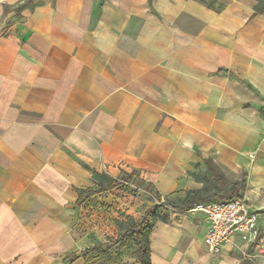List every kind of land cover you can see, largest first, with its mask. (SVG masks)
I'll use <instances>...</instances> for the list:
<instances>
[{"label":"crops","instance_id":"obj_1","mask_svg":"<svg viewBox=\"0 0 264 264\" xmlns=\"http://www.w3.org/2000/svg\"><path fill=\"white\" fill-rule=\"evenodd\" d=\"M110 1L102 10L100 0H0V264H86L85 250L116 240L115 219L132 199L126 203L117 186L81 192L77 203L80 191L96 188L92 170L116 178L137 169L158 194L170 195L194 145L260 138L263 119L247 105L260 95L247 86L227 80L215 124L202 103L209 85L228 79L215 75L218 69L246 75L252 68L255 87L264 90L260 41L212 39L233 28L209 27L196 44L188 26L144 16L143 2L152 0ZM217 1L224 6L215 12L175 2L191 13L173 20L215 21L235 12L252 19L247 31L264 27V14L245 13L255 0H239L244 12L227 7L235 0ZM131 9L136 15L116 16ZM153 47L156 63L147 65ZM199 73L214 81L199 80ZM224 116L245 126L242 137ZM250 177L249 187L258 185L255 168ZM180 211L190 219L152 228L151 264H245L233 246L245 243L238 235L208 253L204 214Z\"/></svg>","mask_w":264,"mask_h":264},{"label":"rangeland","instance_id":"obj_2","mask_svg":"<svg viewBox=\"0 0 264 264\" xmlns=\"http://www.w3.org/2000/svg\"><path fill=\"white\" fill-rule=\"evenodd\" d=\"M116 1V0H115ZM118 1V0H117ZM180 0H168L166 3L157 4V0H152L149 5L148 2H143V15L146 17L152 16L156 19H159L163 22L164 25H178L181 26L182 29H185L188 26V29L193 31L195 37V43L197 44V40L201 38L204 33L203 30L205 28H225L232 27L233 31H231L229 36H224L217 34L215 36H210L212 39H221L228 38L231 40L233 37H238L241 41H245L248 43V46L251 42V38L254 37L258 41H260V62H262V67L260 71V86L264 87V27L259 29L255 34L253 32L247 31V26L249 27L252 24V19H248L244 21L238 17H234L235 12L229 19L219 18L215 21L202 20L196 17L195 15L192 17L191 21H174L173 17L181 14L191 13L190 10L185 8L183 4H176ZM191 2L192 6H196L198 8L206 9L210 12H215L212 8L206 6L204 2L211 3L213 7H219V1L217 0H187ZM111 2L110 0H100V6L103 10L106 4ZM113 2V0H112ZM224 6L223 4H221ZM227 7L232 9H241L244 12V8L239 6V0L229 1ZM229 5V6H228ZM253 8H250V11H246V15L252 13ZM136 10L131 9L129 11L119 10L117 11V17L128 18L129 16L136 15L134 13ZM133 12V13H132ZM115 13V12H114ZM261 14H264L261 13ZM139 16H141L139 14ZM176 36V35H175ZM176 39V38H175ZM230 42V41H227ZM243 42V43H245ZM154 47L151 49L153 51V55H148V64L152 65L156 63V54L154 51ZM197 49V48H196ZM159 56H162V51L159 48ZM252 50L249 47H246L244 50V55L251 56ZM252 68L249 70L246 75H242L238 73L236 70L231 74H223L222 77L228 79H222L214 83V87L211 88L209 85L203 94L205 93L204 100L202 103H206L208 107L211 108V116L209 117V121H212V124H215L213 119L214 113L213 110L216 105H218L219 96H221V92L219 91L226 85L227 80L231 82H235L240 86H247L250 91L256 92L260 95L259 100L257 102H251V104L247 103V105L251 106L254 111L253 114H258L263 119L262 128L260 127L259 133L260 138L255 136V140L248 141H236L237 134L233 131V140L234 142H219V143H206L205 147H201L199 145H194L191 148L190 156H192L187 163H183V168L180 167V174H177V179H180L178 182V187L174 190L170 195H162L158 194L155 190V184L144 181L141 178V173L137 169L125 170L128 174H131L130 177L127 175H122L120 172L119 178L121 177V184L119 185V194L126 198V203L132 199L130 207L126 206L127 212L121 211L118 217L120 219L124 218V214H128L132 216L133 220L136 221L140 219L144 214L145 210L150 207V205L161 206L164 202V198L167 197L175 205H182L187 203L188 196L187 191L198 189L203 196H207V194H216L218 196L226 195L230 193V187L235 180L244 178L246 187L244 190H239L238 192L244 197V199L255 206V208H260L264 206V90H260V88H256L254 82L252 80ZM199 80L205 79L208 83L212 80V78H207L205 74L198 76ZM215 97V99H214ZM243 104L245 102H242ZM240 102L239 105H242ZM218 112H226L227 108L223 106H217ZM257 112V113H256ZM210 121V122H211ZM225 123L231 124L232 126H237L241 136L244 133L245 126L243 124H239L234 119H229L224 116ZM174 163V162H173ZM178 163V162H177ZM175 163L176 166L178 164ZM209 165H211L218 173V177L214 176L212 172L209 170ZM255 168L258 174L259 179L257 180L258 185L254 187H249V183L251 180V172L252 169ZM130 191V192H127ZM167 212V222L168 221H183L190 219L189 211L184 213L180 210H173L170 208H166ZM259 212V211H258ZM259 220L263 222L262 227L259 229V236L257 238V242L264 245V212H259ZM234 249H236L237 260H242L245 264H264V257L259 253L257 249L254 248L253 244L248 245L247 243H242V245H233ZM110 254L113 255L115 264H138L135 256V246L132 242H127L122 244V246H117L116 249L110 250Z\"/></svg>","mask_w":264,"mask_h":264},{"label":"trees","instance_id":"obj_3","mask_svg":"<svg viewBox=\"0 0 264 264\" xmlns=\"http://www.w3.org/2000/svg\"><path fill=\"white\" fill-rule=\"evenodd\" d=\"M41 0H29V2H36ZM204 4L213 10L219 11L222 8V5L219 4V7H213L211 3ZM255 6L253 8L252 17L257 15L258 13L264 12V0H255ZM227 70L218 69L214 74H226ZM86 167V166H85ZM209 170L212 172L214 176H219L217 171L209 165ZM122 175H127L130 177L131 174H128L126 171L121 170ZM91 176L96 182V188L87 189L80 191L78 195L77 203H81L83 201V197H81V192H86L87 195H92L95 192H105L106 190L112 189L114 187L119 186L121 182V177H113L109 173H99L95 170L91 171ZM246 187L245 179L241 178L235 180L230 187V193L226 195L218 196L216 194H207V196H203L202 193L198 189L187 191L188 201L182 205H175L172 200L165 197L164 202L161 206H157L155 204L150 205L147 210L144 212L140 219L136 221L133 220L132 216L128 214H124V218L120 219L119 217L115 219L116 225H118L120 229V233L117 236L116 240L108 242L106 245L96 244L93 247L84 251V259L86 264H115V260L112 254H110V250L116 246H122L127 242H132L135 246L136 260L138 264H151V252L149 245V234L152 228L157 224V222L167 221V212L166 208H170L173 210H188L189 207L193 205V203L198 201L207 202L208 200H221V199H231L236 196H242L239 193V190H244ZM130 192V191H127ZM93 252L94 255H88L87 253ZM75 256H71L70 260H73Z\"/></svg>","mask_w":264,"mask_h":264},{"label":"built area","instance_id":"obj_4","mask_svg":"<svg viewBox=\"0 0 264 264\" xmlns=\"http://www.w3.org/2000/svg\"><path fill=\"white\" fill-rule=\"evenodd\" d=\"M190 211H200L205 216L208 226L203 243L208 253L216 254L225 242H231L233 236L255 249L264 257V245L257 242L259 236V212L249 206L243 196L231 199L198 201L193 203Z\"/></svg>","mask_w":264,"mask_h":264},{"label":"water","instance_id":"obj_5","mask_svg":"<svg viewBox=\"0 0 264 264\" xmlns=\"http://www.w3.org/2000/svg\"><path fill=\"white\" fill-rule=\"evenodd\" d=\"M256 211H259V212H264V206L260 207V208H256L255 209Z\"/></svg>","mask_w":264,"mask_h":264}]
</instances>
